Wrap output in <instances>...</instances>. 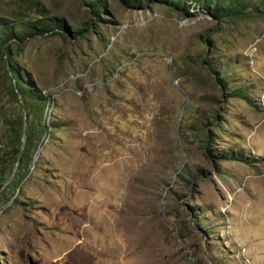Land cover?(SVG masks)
Instances as JSON below:
<instances>
[{"label":"rangeland","instance_id":"obj_1","mask_svg":"<svg viewBox=\"0 0 264 264\" xmlns=\"http://www.w3.org/2000/svg\"><path fill=\"white\" fill-rule=\"evenodd\" d=\"M37 1L77 37L14 45L59 127L0 205V264H264V9Z\"/></svg>","mask_w":264,"mask_h":264},{"label":"trees","instance_id":"obj_2","mask_svg":"<svg viewBox=\"0 0 264 264\" xmlns=\"http://www.w3.org/2000/svg\"><path fill=\"white\" fill-rule=\"evenodd\" d=\"M127 8L143 9L150 3H168L176 10L190 14L193 4L217 23L252 16L264 9V0H121ZM91 13L99 16L106 12V0H88ZM29 11L39 14L30 17L24 11L13 14L18 20L9 25L0 18V205L11 199L18 201L15 194L23 181L35 167V155L46 135H51L59 125H47L45 112L51 98L38 88L25 66L17 58L14 45L21 44L28 37L60 35L64 40L76 39L71 27L64 19L48 17L46 7L37 0H25ZM246 84L235 90L231 96L246 98ZM62 126V125H61ZM222 160L245 161L244 155L233 150L218 154Z\"/></svg>","mask_w":264,"mask_h":264}]
</instances>
